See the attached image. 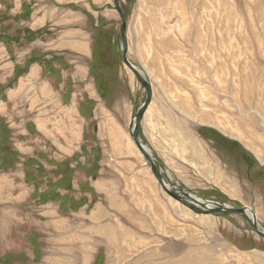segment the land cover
<instances>
[{
    "label": "rangeland",
    "instance_id": "374dc122",
    "mask_svg": "<svg viewBox=\"0 0 264 264\" xmlns=\"http://www.w3.org/2000/svg\"><path fill=\"white\" fill-rule=\"evenodd\" d=\"M118 1L127 58L152 89L138 138L155 167L173 191L249 207L264 231V96L238 92L244 79L264 80V46L256 45L264 0ZM109 6L84 23L93 49L87 82L66 67L57 85L65 96L78 94L75 108L86 120L79 148L66 154L74 142L64 141L57 148L56 135L35 121L33 98L0 114V264H257L264 239L241 214L204 213L173 199L133 143L146 91L122 60L120 18ZM47 58L39 56L44 72ZM118 124L123 130L113 129ZM123 138L131 147L121 174L108 160L111 142ZM98 176L112 195L91 185Z\"/></svg>",
    "mask_w": 264,
    "mask_h": 264
},
{
    "label": "crops",
    "instance_id": "0c3cea01",
    "mask_svg": "<svg viewBox=\"0 0 264 264\" xmlns=\"http://www.w3.org/2000/svg\"><path fill=\"white\" fill-rule=\"evenodd\" d=\"M110 1L0 0V84L4 86L3 96L0 97V114L11 109L13 102H17L20 108L19 101L22 98H33L34 110H38L35 121L46 132L56 135L51 140L57 141V148H65V144L60 141L74 142L71 149L63 151L66 154L80 147L86 120L80 108H75L78 94L73 92L70 96H65L58 91L57 85L65 84L66 67L72 70L74 79L87 82L86 60L92 52V38L84 23L89 16L94 19L99 15L105 17L106 11H110ZM71 5H76L77 8ZM57 54L63 57L62 65L56 62L60 58L54 57ZM39 56L48 57L50 65L47 72H44L43 63L40 62L42 58L39 59ZM16 68L20 71L17 76ZM55 71L58 72L57 76L53 75ZM79 95L81 97L82 94ZM68 106H73L77 113L73 114L72 108L69 109ZM119 128L123 130L119 124L113 129L118 131ZM113 139L116 140L115 137ZM111 143L114 147L108 160L113 163L111 170L121 174L128 172V158L123 151H128V142L123 138L121 142ZM128 153L133 154L132 148H129ZM118 159L121 160L119 169ZM92 181L91 185L96 190H108L105 178L98 176ZM106 191V196L112 195ZM253 256V261H257V264H264L260 253H254ZM249 263L250 261L245 264Z\"/></svg>",
    "mask_w": 264,
    "mask_h": 264
},
{
    "label": "water",
    "instance_id": "95a60500",
    "mask_svg": "<svg viewBox=\"0 0 264 264\" xmlns=\"http://www.w3.org/2000/svg\"><path fill=\"white\" fill-rule=\"evenodd\" d=\"M115 9L118 12L119 18H120V39L122 42V60L124 64L128 67V69L136 76V78L140 81V83L143 85L145 91H146V97L143 100V102L138 107L136 113L133 117V122L131 126V139L133 143L135 144L136 148L139 150L143 158L149 163L150 170L158 183L160 184L161 188L173 199H176L183 204L187 205L190 209H196L197 211L204 212V213H213V212H234L241 214L249 223L251 226L253 232H255L258 236L262 237L264 239V231L259 228L256 215L255 213L247 206H240V207H234L230 206L223 202L218 201H212V200H201L197 197H195L192 193L189 192H180V191H173L169 188L165 180L163 179L161 173L159 170L155 167L154 162L152 161L151 155L148 152V149L145 145H143L138 138V128L141 119L143 118V115L145 113V110L147 109L151 97H152V89L151 85L147 82V80L141 75L140 71L137 70V68L129 61L127 58V41L125 37V28H126V21L124 13L119 5L118 0H112ZM183 199L191 201L192 205H188L185 202H183ZM194 203V204H193ZM198 206H201L202 208L199 209Z\"/></svg>",
    "mask_w": 264,
    "mask_h": 264
},
{
    "label": "bare ground",
    "instance_id": "6f19581e",
    "mask_svg": "<svg viewBox=\"0 0 264 264\" xmlns=\"http://www.w3.org/2000/svg\"><path fill=\"white\" fill-rule=\"evenodd\" d=\"M261 2L262 1H257L255 4L257 5L256 6V10L258 9V8H260V4H261ZM260 20H261V18H260ZM263 26H264V24H263ZM251 43H253V42H251ZM258 44H260V45H262V46H264V33L262 34V37H261V40H260V42H256V45H258ZM255 56H257L256 54H255ZM263 62V61H262ZM261 70V69H260ZM249 71V70H248ZM261 73V72H260ZM256 75V74H255ZM259 75V74H258ZM261 75V74H260ZM260 75H259V77H260ZM246 77V78H249V80H251L250 79V75H243V77ZM257 76V75H256ZM264 77V76H263ZM253 78V77H252ZM255 79V78H254ZM257 79V78H256ZM255 79V80H256ZM264 79V78H263ZM253 80V79H252ZM259 80H260V78H259ZM243 82H244V84L242 85V87L239 89V93H241V94H243L245 97L244 98H253L254 97V95H258V96H260V97H263L264 96V80H261V82L259 83V84H255V85H251V83H249L246 79H244L243 80ZM256 82H257V80H256ZM241 114V113H240ZM246 113H242L241 114V116H243V115H245ZM231 115V114H230ZM238 120H239V118H238ZM246 120H255V118L253 117V116H247L246 117ZM256 121V120H255ZM238 123H239V121H238ZM153 260V259H152ZM147 264V263H146ZM150 264H160V262L159 261H157V260H154V261H151L150 262ZM163 264H179V262L177 261V260H170V261H168V262H163Z\"/></svg>",
    "mask_w": 264,
    "mask_h": 264
},
{
    "label": "trees",
    "instance_id": "16d2710c",
    "mask_svg": "<svg viewBox=\"0 0 264 264\" xmlns=\"http://www.w3.org/2000/svg\"><path fill=\"white\" fill-rule=\"evenodd\" d=\"M73 7H75V5H71ZM93 50V49H92ZM92 59H95V57H93ZM93 63H95L94 61H92L91 65H90V69L92 70L93 69ZM19 70L16 68L15 69V76H17L19 74Z\"/></svg>",
    "mask_w": 264,
    "mask_h": 264
}]
</instances>
